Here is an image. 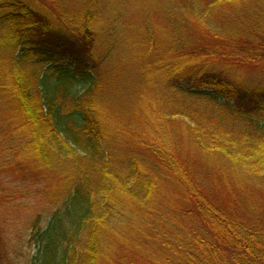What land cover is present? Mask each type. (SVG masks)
<instances>
[{"label":"trees","instance_id":"1","mask_svg":"<svg viewBox=\"0 0 264 264\" xmlns=\"http://www.w3.org/2000/svg\"><path fill=\"white\" fill-rule=\"evenodd\" d=\"M169 1L0 0V195L79 181L42 197L35 264H264V0ZM135 68L115 138L102 85Z\"/></svg>","mask_w":264,"mask_h":264},{"label":"rangeland","instance_id":"2","mask_svg":"<svg viewBox=\"0 0 264 264\" xmlns=\"http://www.w3.org/2000/svg\"><path fill=\"white\" fill-rule=\"evenodd\" d=\"M163 5L165 9H169V7H171L169 0H165ZM43 8L52 12V9H50V7L46 4L43 5ZM215 12L217 13L216 17H220V19L224 15L230 16L228 17L230 21L235 18L234 16L222 13L218 10ZM134 39V36L131 37V44L133 46L135 45ZM134 65H136V63H134ZM136 69L137 68H135V72L132 76H128V74L126 75L124 73L121 74L123 75L122 79H124L123 82H121V85H118L116 82L112 84L113 87H106L105 89V80L102 85L103 97L101 99L102 104L100 105V108L97 109L99 113L98 115L100 116L103 123H105V120L109 122L108 130L110 134H108L113 135L115 138L120 136V134L118 135L114 132L115 129H117L115 128L116 123H114L116 120L115 115H120L125 119L124 121H126L136 118V116H138L136 115V112H138L137 114L140 112V104H138L139 97L137 96L139 74ZM121 75H119V77ZM126 86L131 87V89L135 91V94L134 92L126 91ZM105 93L107 96L109 94L111 99L110 102L105 103ZM4 96H6V94H4ZM9 97L11 98L10 92H7V98L10 99ZM127 103L128 106L126 107L127 109H125L122 104ZM5 112L6 111L2 112V114ZM10 112L15 113L13 112V109L10 110ZM105 116H111V121L107 120ZM114 137L113 139H115ZM119 138H121V136ZM26 165L29 166V162H27ZM37 165V163L32 162L30 166L33 168L37 167ZM20 167L21 166L18 165V168ZM46 168L47 167L44 165H42L40 168L39 174L41 179L32 180L35 186L30 185L31 180L29 176L26 175L25 171L18 170V172L15 173L14 178L7 181L9 183V188L4 191V197L7 198V203L2 200V198H4L3 195H0V220L2 221V218L6 216L5 223L0 224V264H35L33 262V257L37 250L35 242L32 241V237H34V231L36 230L35 228H45L47 220L52 217V212L55 206H57L50 202H48L47 205V203L42 200V197L50 196L51 198L60 195H69L72 193L71 188L79 182L76 179H71V181L58 179L55 177V172H53V169H49L47 171ZM42 171H45V173H41ZM47 184H49L50 190ZM38 213H40L42 216L41 226H30L27 224L30 221L29 218H31V216L38 215ZM60 213L63 216V222L60 226L71 225L69 224L70 221H68L69 223L65 221V217L70 212L61 210ZM24 223L25 225H23Z\"/></svg>","mask_w":264,"mask_h":264}]
</instances>
